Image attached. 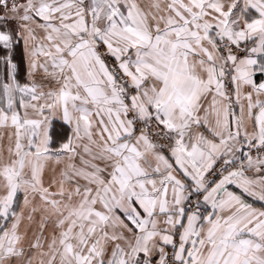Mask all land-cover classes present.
<instances>
[{"label": "snow or ice", "instance_id": "6c2138e0", "mask_svg": "<svg viewBox=\"0 0 264 264\" xmlns=\"http://www.w3.org/2000/svg\"><path fill=\"white\" fill-rule=\"evenodd\" d=\"M0 8V264H264V0Z\"/></svg>", "mask_w": 264, "mask_h": 264}, {"label": "crops", "instance_id": "0c3cea01", "mask_svg": "<svg viewBox=\"0 0 264 264\" xmlns=\"http://www.w3.org/2000/svg\"><path fill=\"white\" fill-rule=\"evenodd\" d=\"M21 67H22V69L24 67H26V57H25L24 52H23V46H22V66ZM22 74H23V72H22ZM65 129H66V125L63 124L62 119H60L59 117H56L51 124V127L49 129V134L54 139H58L59 136H61L63 134ZM18 199L22 203V196L18 197Z\"/></svg>", "mask_w": 264, "mask_h": 264}, {"label": "trees", "instance_id": "16d2710c", "mask_svg": "<svg viewBox=\"0 0 264 264\" xmlns=\"http://www.w3.org/2000/svg\"><path fill=\"white\" fill-rule=\"evenodd\" d=\"M3 13V10H0V14ZM16 62L19 63L22 66V46H18L16 50V55H15ZM22 69V67H21ZM21 78H23V74L21 73Z\"/></svg>", "mask_w": 264, "mask_h": 264}, {"label": "rangeland", "instance_id": "374dc122", "mask_svg": "<svg viewBox=\"0 0 264 264\" xmlns=\"http://www.w3.org/2000/svg\"><path fill=\"white\" fill-rule=\"evenodd\" d=\"M0 10H3L2 8H0Z\"/></svg>", "mask_w": 264, "mask_h": 264}]
</instances>
